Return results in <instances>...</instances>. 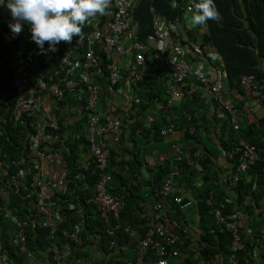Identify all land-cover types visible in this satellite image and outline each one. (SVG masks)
<instances>
[{
	"label": "built area",
	"instance_id": "1",
	"mask_svg": "<svg viewBox=\"0 0 264 264\" xmlns=\"http://www.w3.org/2000/svg\"><path fill=\"white\" fill-rule=\"evenodd\" d=\"M175 3L177 5V0ZM136 5L137 0H111L109 14L102 17L97 16L91 23L86 24L83 27L82 39L74 37L71 44L61 42L56 45L57 51H49L48 55L41 54L39 46L31 39L30 25L27 22H24L21 33H12L9 27L10 22H14L11 12L7 7L0 6V41L9 45L16 43L11 51L5 50L6 52L3 53L0 51V64L7 61L10 69L9 79L13 88L9 99L15 98L12 103V115L16 121L29 119L35 127V132L31 136V153L41 161L42 167L47 163L62 167V171L43 169L33 183L38 196L35 201H32L31 209L38 216L40 227L48 229L47 237L50 239L55 238L64 220L62 213L55 207L57 204L53 199L54 193L65 191L69 184L64 155L56 146L63 139V134L60 132V126L54 113L56 102L66 95L72 94L79 103H82L79 108L73 107V111L80 118H83V113L87 115L86 131L82 136L88 142V147L84 150H88L90 156L82 165L84 169L93 166V173L96 176L93 201L97 204L98 217L110 237H114L120 229L130 232L132 238L138 237L139 232L121 221V213L126 203L125 196L122 193H113L110 188L112 175L108 167L111 150L105 136L112 133L116 140L119 139L124 114L115 110L110 103L103 102V98L123 92L122 87L126 81L134 87L143 80H148V77L153 75V72H148V61H150L161 72L170 70L174 81L169 86L170 96L162 105L163 112L170 116L167 125L160 130L162 136L176 133L179 113L192 121L188 133L196 136V127L202 123L200 118L203 116L204 108L199 106L196 111L183 109L178 112L175 109V100L187 101L195 92L202 90L204 92L201 94V103H212L215 108L214 114L219 119V125L213 126L211 131H208L209 135L218 140L226 122L230 123L236 131L240 128L239 109L228 98L224 87L225 70L221 68L215 70L216 78L212 80L201 61L195 63L188 60L186 44L174 38V34L178 31L177 24L165 18L155 16L154 38L157 44L154 47L152 43L135 40L139 25L133 15ZM189 8L194 9V5L190 3L186 5L181 19H185ZM44 48L48 49L49 45H44ZM170 53L174 55L168 57L167 54L170 55ZM53 55H60L55 61L56 66L47 69L42 65V57ZM102 59L105 64L102 63ZM103 75L106 76L105 87H102L99 81V77ZM29 79L32 80L30 83ZM253 84H255L253 77H243L242 85L246 89L252 87ZM263 89L264 85L255 84L253 95L257 102L264 101ZM0 90L7 97V89L0 86ZM1 91L0 107H3L6 101ZM140 100L141 98L137 97V101L140 102ZM3 135L4 130L0 128V136ZM77 137L80 138V135ZM173 148L174 165L164 184L155 188L153 223L144 236L139 237L140 253L135 260L128 259L114 264H145V258L147 259L153 252L158 255L156 264H160L161 261L169 264L167 256L178 239L175 232L169 231L162 224V210L172 212L171 208L174 204L178 205L181 210L192 205V201H185L181 195L173 194L181 178L179 163L184 160L202 171L199 159L204 157L202 153H192L180 145H174ZM219 148L223 156L235 165V170L232 166V173L228 179L229 187L235 189L242 175L261 160V156L257 147L244 138H238L230 148H224L220 144ZM167 159L166 155L144 157L146 165L150 168L164 164ZM227 174L226 172L224 177ZM24 175V170L19 171L9 179V184L15 191H19ZM77 177L81 179L80 174H77ZM0 193L5 195V189L1 185ZM214 200L215 194L211 190L208 203L214 205ZM225 207L224 201L215 207L216 227L211 231L231 233L232 253L229 258L231 264H240L235 251L246 247L241 233L243 215L239 211L226 215L224 214ZM7 216H10L16 228L11 243L17 247L22 246L25 252H29L26 246L27 229L24 222L10 215L9 212ZM262 216L264 219V212ZM174 225L182 227L177 220L174 221ZM81 230V223L76 224L74 229L64 228L62 230L65 242L62 246L55 245L51 249L53 255L51 258L48 257L51 264H95L91 257L75 256L74 248L83 244ZM261 235L264 237V225L261 228ZM115 243V240H112L109 246L113 247ZM31 253L33 254L32 251ZM0 264H11L3 252H0Z\"/></svg>",
	"mask_w": 264,
	"mask_h": 264
},
{
	"label": "trees",
	"instance_id": "2",
	"mask_svg": "<svg viewBox=\"0 0 264 264\" xmlns=\"http://www.w3.org/2000/svg\"><path fill=\"white\" fill-rule=\"evenodd\" d=\"M172 2L173 0H137V5L133 11L135 20L139 22L135 33V40L149 42L151 44V42L155 40V16L165 18L171 23L181 22L184 20L181 19V17L185 12L186 5L188 3L194 5V3H198L199 0H177V6L175 8L171 7ZM214 2L222 19L219 22L214 20H209L207 22L205 25L206 31L202 34L199 49L196 47L197 41H195V36L193 37L192 34H190V39L192 41L185 40L180 35L176 34H174V38L182 40L183 43L186 44L185 47L188 52L187 59L191 62L197 59L195 55H206L209 60L212 57L215 60H211L214 62L212 63L214 70L221 68L226 72L224 87L227 91L231 93L237 91L240 94H248V97L256 101V97L253 95L255 84L264 85V0H214ZM197 28H202V26H197ZM15 44L16 43H12L9 45L0 41V51L2 53L6 52L5 50L11 51L15 47ZM45 45L47 46L48 44L45 43ZM43 55H48V53ZM191 55H193V60L190 58ZM217 55L223 60L222 66L217 64ZM59 56L60 55L42 57V65L47 67V69L50 67L54 68L56 66L55 61H57ZM102 63L105 64L103 59ZM36 68H38V66ZM9 70L7 61L4 64H0V86L6 88L8 94L7 97H4L3 94L6 105L0 107V128L4 130V135L0 136V185L5 189V195L0 193V221L5 222L7 219L11 220L10 216H7L8 212L10 215L21 219L27 229L26 246L33 254L38 255L41 259H43L45 255L51 258L53 255L51 249L55 245H63L65 240L61 232L64 228L74 229L76 224L80 223L82 226L81 235L83 244L82 246L74 248L75 256L77 257L88 256L83 249L89 246V244L99 242V244L106 249L111 244L112 240H115L116 243L122 241L127 242V240L132 243V234L124 229H120L114 237H110L106 233L104 225L98 217L97 204L93 201L96 182L93 166L89 169H84L82 165L86 160L82 158V153L84 149L88 147V142L82 136L86 131L85 121L87 115L83 113V118H81L78 123H75V125L66 123L67 115L69 112L73 111V107L79 108L82 105L72 94H68L64 98H61L60 101L56 102L57 105L54 107V113L60 126V132L63 134V139L60 140L56 146L61 149L64 155L65 168L68 170L69 184L65 191H56L54 193L53 199L57 204L55 207L62 213L64 220L60 224V231L57 232L55 238L50 239L47 237L48 229L40 227L38 216H36L35 211L31 209L32 201H35L38 196V192L33 183L43 171L41 161L31 153V136L35 132V127L29 119L16 121L12 115V103L15 98L9 99L10 91L13 88L9 79ZM148 72H153V75L149 76L148 80H143L139 85L134 86L135 89H140L139 97H141V103L137 104L139 106L138 114L141 113L140 110L148 106H143L144 103L142 102L147 99L152 100L153 97L160 95L161 90L153 86V84L156 85L157 79L161 76H165L166 79H169L170 83L168 84L167 98L170 96L169 86L174 82L170 75V70L161 72L157 70L150 61H148ZM244 76L253 77L255 84L246 89L242 85ZM31 81V79L28 80L29 83ZM99 81H102V77H99ZM100 84L102 87L106 86L104 82ZM203 92L204 90L195 92L189 100L184 101L183 105L185 108L196 111V108L202 106L203 103H201L202 101L200 98ZM167 98L163 100L165 103L168 100ZM51 99L53 100L54 97ZM258 103L264 104V101ZM64 104H67V106H64ZM243 105L244 104L240 106L236 105L239 109V114L241 113L240 107L244 111V115L241 114L239 119L240 128L236 131L230 123H224L222 134L218 136V140L215 139L217 141L216 144H218V147L220 144L224 148H230L238 138H244L257 147L261 160L252 165L251 168L242 175L238 186L232 189L228 185V179L231 176L232 170L226 171V169L219 166L213 159L215 156L214 151L207 149L200 152L204 155V157L202 156V158L199 159L203 169L202 171L197 170L184 160L180 161L179 168L181 178L179 179L178 187L182 188L184 191L188 188L192 190L195 189L196 192V189L199 187L197 183H201V187L198 188L197 194H195L198 199L195 209L201 214V225L203 229L201 235L203 242H201L203 246L201 255L204 259L211 260L222 255L226 256L225 264H231L229 258L232 253L231 233L211 231L216 227L215 207L218 206L221 201H224L226 203L224 214L228 215L235 211H239L240 213L242 212L249 216H253L252 220L255 221L250 234L244 232L241 227V233L245 240L246 247L235 251L237 260L240 264H263L260 260L264 259V237L261 235V228L264 225L262 216L264 205L261 203L264 198V117L258 118L254 116L253 121L250 117L252 111L249 110V113L248 109L243 107ZM66 108L68 112L65 111ZM70 114L73 115L74 113ZM213 117V121L215 122H213L212 125L205 124L207 118L206 114L203 113V116L200 118L202 123L196 127V136L188 133V138L192 145L188 147L192 153H197L199 152L198 150H200L198 143L203 142L201 133L208 134V136L211 137L208 131H211L213 126L219 125V119L215 114ZM181 118L184 122H187L185 115H182ZM255 119L258 121H255ZM189 123H192V121H188V124ZM138 124L140 125V121ZM49 131H51V128H49ZM77 135H80V138H78ZM157 135L162 136L159 129ZM214 149L219 152L215 146ZM115 153V149L110 151L108 167L113 179L122 176L118 173L115 175L114 170L111 168V164L114 163ZM140 159L138 154H136V160H139V165L144 164ZM228 161L232 163V166H234L233 170H235L234 163L229 159ZM173 165L174 162L168 159L164 164L158 165L153 171L155 172V178L153 181H150L148 185L150 187V196H152L155 201V188L161 187L164 184ZM23 170L25 171V175L22 178V185L19 191H15V189L10 186L9 179L13 174ZM226 172L228 174L225 178L224 174ZM77 174L81 175V179L77 177ZM224 178L226 180H224ZM110 188L113 193H122L125 196L126 203L121 213V221L137 229L141 237L144 236L146 230L151 226L148 219L149 215H143L145 208L134 201L132 192H129L127 189L122 190L118 187L115 188L112 184ZM211 190L215 194L214 205L208 203L209 192ZM175 194H177V192ZM182 194L183 192H179L178 195L182 196ZM182 197L184 198V196ZM184 200L187 201L189 199L185 197ZM252 200H254V203H251ZM171 210L172 212L165 210V215L180 220L183 210L175 204L172 205ZM178 222L182 226L176 227V229L180 231L179 233L183 231L187 232L188 228L186 225L180 221ZM0 238L3 240V248L7 249L9 255L11 254L22 264H31L23 257L22 254L25 253V249H23L22 246L17 247L15 244L5 240V235L3 233ZM1 247L2 245L0 248ZM256 251H259V255L257 258H253L256 255ZM0 252L4 251L1 249ZM45 258L47 257L45 256Z\"/></svg>",
	"mask_w": 264,
	"mask_h": 264
},
{
	"label": "crops",
	"instance_id": "3",
	"mask_svg": "<svg viewBox=\"0 0 264 264\" xmlns=\"http://www.w3.org/2000/svg\"><path fill=\"white\" fill-rule=\"evenodd\" d=\"M187 16L190 18L191 14L188 13ZM178 27V31L175 33L176 35H180L183 39V31L187 33L190 37V34L195 36V41L197 49H199L202 39V34L206 31L205 25L202 28L195 27V33H193V27L189 26L188 20L184 19L181 22L176 23ZM199 29V30H198ZM197 30V31H196ZM130 39V37H129ZM135 39V38H134ZM187 40V39H185ZM192 41V40H189ZM152 47H154L157 42L153 40ZM173 53H170L169 56H173ZM218 61L217 64L219 66L223 65L222 58L217 55ZM191 60H193V55H191ZM196 60L192 61L197 63L201 61L205 66L206 72L209 73L212 80L216 78V73L214 67L212 65V61H215L212 57L209 60L206 55H195ZM212 60V61H211ZM101 82H106V76L103 75ZM100 82V83H101ZM170 83L169 79L165 76H161L159 79L156 80V85L153 84L155 88H159L161 97H153L152 100H145L143 106L144 107L141 113L138 114L139 106L141 102L137 101V97H139L140 89H135V87H131L129 82L126 81V84L122 87L124 90L123 92H117L110 97L103 98V102H108L107 104H111L113 108L121 113L124 114V122L121 135L119 139L116 140L114 134L109 133L106 134L105 139L108 143L109 148L115 149L116 153L114 154V163L111 164V168L114 170L115 175L121 174V177H116L113 179L111 184L115 188L120 189H127L129 192H132V196L134 197V201L137 202L141 207L145 208L143 215H149L147 218L149 219V223H153V206L155 203L154 198L150 196V187L149 182L153 181L155 178V172H153L156 168H148L144 161L145 156H154V155H166L168 159H171L174 155V145H180L183 148L190 149V140L188 138V128L191 127V123L188 124L189 119L187 122H184L181 118L183 115L179 113L180 116L176 121L177 130L176 133L167 136H158V129L165 127L167 125L168 118L170 116L166 115L162 110V105L165 103L163 100L168 96V84ZM1 91V90H0ZM2 92V91H1ZM157 92V91H156ZM4 94V97L6 94ZM248 94H240L239 92H229L227 91V96L230 98L233 103L236 105L244 104L243 107L247 108L248 111L251 110L252 113L250 114L251 119L254 121V116L258 118L264 117V104H260L250 97L247 96ZM141 98V97H140ZM169 98V97H168ZM167 98V99H168ZM175 109L178 112H181L185 108L183 102L176 99L175 100ZM204 114H206L207 120L205 124L212 125L213 116L215 112L214 105L212 103H203ZM188 110V109H187ZM241 113L239 114V119L241 114H243V109L240 107ZM73 115L70 113L67 115L66 123L72 125L78 123L81 120L80 116L73 111ZM250 113V111H249ZM139 116H138V115ZM248 115V114H247ZM257 119H255L256 121ZM140 121V125L138 122ZM258 121V120H257ZM157 135V136H155ZM122 136V137H121ZM203 137L202 141L205 142L198 143L200 150L205 151L207 149L213 150L215 146L217 152L214 156V161H216L219 166L226 169V171L232 170V164L223 156L220 148L218 147L217 141L214 137H209L208 134L201 133ZM192 146V145H191ZM204 153V152H203ZM212 153V152H211ZM136 154L141 158L140 160L144 162V164L139 165V160H136ZM210 154V153H208ZM90 156L88 150H84L82 153V158L87 159ZM167 159V160H168ZM43 169L45 171L49 170H58L62 171V167L60 165H52V164H45ZM153 169V170H151ZM109 170V169H108ZM111 174V172L109 171ZM112 175V174H111ZM199 187H201V183H197ZM176 186L173 194L177 192V195L183 192L182 196L184 198H188L192 201V205L188 208L183 210L182 216L180 220L175 217L166 216L165 210H162V224L166 227L169 231H174L177 234V244L171 252L168 254L167 259L169 260V264H225L226 256L219 255L216 258L211 260L204 259L201 255V249L203 248L201 242V235H202V221H201V214L196 211L195 206L197 207L198 199L196 198L195 194H197V190L188 188L184 191L182 188ZM111 187V186H110ZM254 203V200L251 201ZM261 203L264 205V198L262 199ZM242 213V212H241ZM243 218L241 221V227L243 228L244 232L250 234L252 232V226L255 224V221L252 220L253 216H249L246 213H242ZM141 217V216H140ZM143 218V217H141ZM178 220L181 223L185 224L188 228V231H180L176 229L174 225V221ZM257 220V219H256ZM257 226V225H256ZM16 228L14 223L9 219L5 220V222L0 221V237L3 233L5 235V240L11 243L12 237L15 235ZM138 237L132 238L133 244L127 240L122 241L120 243H115L113 247L108 246V248L104 249L99 242L95 244H89V246L85 247L83 251L94 259L95 264H114L124 260H135L138 254L140 253V248L138 244V240L140 234H137ZM203 243V242H202ZM0 248L4 251L3 253L9 258L11 264H22L20 261L16 260L11 254L9 255L6 248H3V240L0 238ZM109 251V252H108ZM259 251H256V255L253 258H257ZM26 261L30 262L31 264H51L48 255H45L47 258L41 259L38 255L32 254L31 251L25 252L22 254ZM157 253H151L147 259L145 258V264H156L158 259ZM38 257V258H37ZM25 261V262H26ZM264 264V259L260 260ZM257 261L258 263H261Z\"/></svg>",
	"mask_w": 264,
	"mask_h": 264
},
{
	"label": "clouds",
	"instance_id": "4",
	"mask_svg": "<svg viewBox=\"0 0 264 264\" xmlns=\"http://www.w3.org/2000/svg\"><path fill=\"white\" fill-rule=\"evenodd\" d=\"M110 5L111 0H0V6L11 12L14 22H10L9 27L12 33H21L24 22H27L31 39L39 46L41 54L57 51L56 45L61 42L71 44L74 37L82 39L83 27L97 16L108 15ZM176 6L173 0L171 7ZM188 12L191 16L186 15L185 19L190 27L222 19L214 0H199ZM45 43L49 45L48 49L44 48Z\"/></svg>",
	"mask_w": 264,
	"mask_h": 264
},
{
	"label": "rangeland",
	"instance_id": "5",
	"mask_svg": "<svg viewBox=\"0 0 264 264\" xmlns=\"http://www.w3.org/2000/svg\"><path fill=\"white\" fill-rule=\"evenodd\" d=\"M193 33H195V27H193ZM183 37L187 40H191L190 37L187 35V33H184V31H183ZM203 142H205V141L203 140ZM213 151L215 154L217 153V151H216V149H214V147H213Z\"/></svg>",
	"mask_w": 264,
	"mask_h": 264
}]
</instances>
